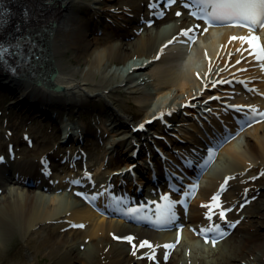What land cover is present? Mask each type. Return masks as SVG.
<instances>
[{"label":"bare ground","instance_id":"bare-ground-1","mask_svg":"<svg viewBox=\"0 0 264 264\" xmlns=\"http://www.w3.org/2000/svg\"><path fill=\"white\" fill-rule=\"evenodd\" d=\"M196 8L192 0H0V57L12 50L28 60L0 58V111L11 98L19 117L0 121V175L4 158L29 172L59 157L49 177L29 173L27 184L15 167L0 177V264H96L102 255L104 264H264V234L241 233L264 219V202L252 209L254 195L264 196V118L249 117L264 112V60L239 39L256 35L264 46V26L207 25ZM129 15L140 22L127 26ZM127 33L132 39H110ZM28 107L41 118L27 122L16 110ZM201 127L216 132L212 141ZM22 137L30 148H18ZM173 176L180 193L196 187L168 228L122 216L120 205H143L137 217L154 218ZM110 185L119 203L104 198ZM221 189L225 220L212 202ZM82 193L97 198L89 204ZM204 205L217 213L211 220ZM213 224L224 234L207 233L206 242L201 229ZM127 234L131 241L118 239ZM145 240L153 247H140Z\"/></svg>","mask_w":264,"mask_h":264},{"label":"snow or ice","instance_id":"snow-or-ice-1","mask_svg":"<svg viewBox=\"0 0 264 264\" xmlns=\"http://www.w3.org/2000/svg\"><path fill=\"white\" fill-rule=\"evenodd\" d=\"M194 5L197 7L199 11V18L201 20H207L209 23H218L231 21L243 26L249 27V30L257 29L259 27L264 26V0H192ZM177 3V0H166L167 5H172ZM180 12H176V16H180ZM196 15V13H193ZM199 28V25L196 26ZM192 29H188L182 32V35L188 36ZM207 31V29H205ZM231 39H237V37H232ZM239 39L247 40L251 47H254L256 51V59L264 60V46H261L259 43V37L256 35H251L250 37H240ZM171 43V42H169ZM166 47V46H165ZM239 63V61H237ZM215 99H219V97H215ZM237 107L239 110V106ZM251 113H253V119H255L256 115H259L261 118H264V112H257L255 108L250 109ZM142 127V125H141ZM214 151L209 150L207 161L211 162L214 157ZM2 159V157H0ZM195 185L190 186L189 191L184 192V195L190 196L192 190L195 188ZM97 197L92 196V199L95 200ZM161 200L165 203L158 204L154 210H150L154 212L155 219H152L151 215L141 216V219H145L150 221L156 226L164 227L168 224L174 222L176 218V213L174 211V207L176 204H183L184 201H176L170 199L168 194H165L161 197ZM212 202L216 209H220L218 212V216L221 220L226 219V212L230 211V209H223L219 203L218 196L212 197ZM155 203V202H154ZM209 209L208 219H212L213 214H217L213 212L212 205H204ZM144 211V206L141 205L139 207H132L127 209L128 214L139 216L140 213ZM76 227H84L83 225H76ZM201 232L205 234L206 242L208 241L207 233H216L218 236H223V232L221 231L220 224L209 225L206 228L201 229ZM127 240L131 241L133 237H126ZM178 242V241H177ZM213 245L216 243V240L213 239L211 241ZM140 247H153L149 244L148 241H143ZM165 248H171L173 245L167 244L164 245ZM166 258V257H165Z\"/></svg>","mask_w":264,"mask_h":264},{"label":"rangeland","instance_id":"rangeland-1","mask_svg":"<svg viewBox=\"0 0 264 264\" xmlns=\"http://www.w3.org/2000/svg\"><path fill=\"white\" fill-rule=\"evenodd\" d=\"M137 19V21L139 20V22H140V17H138L137 15H135V16H131L130 17V24L129 23H127V26L128 25H131L133 22H134V20H136ZM134 35H132L131 33H127V34H125V35H123V36H121V34L120 35H117V36H115V37H110V39H124L125 41L126 40H129V39H132V37H133ZM67 55L68 56H71V55H73L72 53H67ZM73 57H74V55H73ZM115 65H119L121 62L120 61H118V60H116L115 61ZM1 88V87H0ZM152 90V89H151ZM155 91H156V89H155ZM7 93H9V91L7 92ZM5 94H6V92H5ZM2 95V94H1ZM7 101L5 102V104L3 103V105H4V107H3V110H4V112H2V111H0V121L2 120V122H6V120L8 119V120H10V119H14V120H16V123H18V121H19V117H18V114H16V112H15V110H13V109H10V108H12V107H9V105H12V103H11V98L8 100V99H6ZM113 106V108L114 107H116V106H114V105H112ZM8 107H9V109H8ZM29 108V107H28ZM24 108H22V110H19L18 108H16V110L17 111H22V114H25L24 116H29V117H27L26 118V121L27 122H30L31 120H32V118H35V119H37V118H41V114H38L37 112H36V110H35V108H33V109H30V111L29 112H26V111H24L23 110ZM117 110V109H116ZM7 114H9L8 115V118H4V116L5 115H7ZM46 117L44 116L42 119H45ZM43 121H45V120H43ZM48 121V120H47ZM20 123V122H19ZM60 123V122H59ZM46 126V128H49L50 129V127H52L51 126V122L50 121H48V123L45 125ZM44 126V127H45ZM106 135V134H105ZM179 138H180V136H179ZM213 140V139H212ZM42 145L43 144H39V146L38 147H42ZM188 144H184V146L183 147H186ZM48 146H50V143L49 144H47L46 145V149H48L49 147ZM16 168V167H15ZM20 173V175H21V177H24V172L23 171H20L19 172ZM11 175H13V177L16 175V173H14V172H11ZM3 176H5L4 174H1L0 175V177L1 178H3ZM255 187V186H254ZM255 199V200H254ZM253 202L255 203V205H254V207L252 208V209H254V214L255 213H257V210L260 208V207H262V203L264 202V196L262 197V196H259V194L258 195H254V197H253ZM242 205V204H241ZM256 219L258 220V222H257V225L255 224V226H247V227H243V228H241V233H245V232H248V233H251V234H256L257 235V238L260 236L261 237V235H263L264 234V219H261V218H259V217H257L256 216ZM258 226V227H257ZM201 242V241H200ZM204 242V241H203ZM202 242V243H203ZM135 243H133V245H134ZM21 251H22V253H23V257H24V253H25V250L24 249H22V247H21V249H20V254L19 255H21ZM21 259H22V255H21ZM99 259H101L100 261H97L96 262V264H104L105 263V261L107 260V259H105L104 260V256L102 255V256H100V258L98 257V258H96V260H99ZM102 259H103V261H104V263L102 262ZM264 261V260H263ZM107 262V261H106ZM53 262H52V260L50 261V262H48V263H46V264H52ZM20 264H23V262H20ZM165 264H167V262L165 263Z\"/></svg>","mask_w":264,"mask_h":264}]
</instances>
